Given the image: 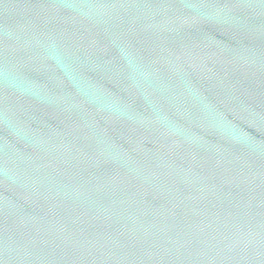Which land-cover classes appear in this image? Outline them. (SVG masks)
Segmentation results:
<instances>
[{
  "label": "water",
  "instance_id": "water-1",
  "mask_svg": "<svg viewBox=\"0 0 264 264\" xmlns=\"http://www.w3.org/2000/svg\"><path fill=\"white\" fill-rule=\"evenodd\" d=\"M0 264H264V0H0Z\"/></svg>",
  "mask_w": 264,
  "mask_h": 264
}]
</instances>
